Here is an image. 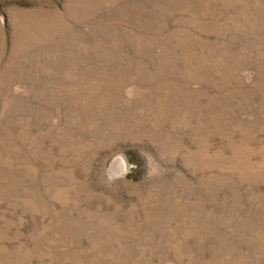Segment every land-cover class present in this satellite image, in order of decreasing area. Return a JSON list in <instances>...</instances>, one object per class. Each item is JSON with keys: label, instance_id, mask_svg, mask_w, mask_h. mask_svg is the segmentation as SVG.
I'll return each mask as SVG.
<instances>
[{"label": "rangeland", "instance_id": "obj_1", "mask_svg": "<svg viewBox=\"0 0 264 264\" xmlns=\"http://www.w3.org/2000/svg\"><path fill=\"white\" fill-rule=\"evenodd\" d=\"M0 264H264V0H0Z\"/></svg>", "mask_w": 264, "mask_h": 264}]
</instances>
